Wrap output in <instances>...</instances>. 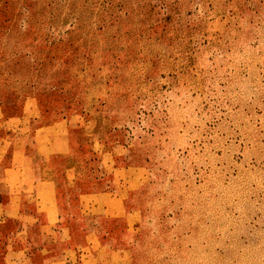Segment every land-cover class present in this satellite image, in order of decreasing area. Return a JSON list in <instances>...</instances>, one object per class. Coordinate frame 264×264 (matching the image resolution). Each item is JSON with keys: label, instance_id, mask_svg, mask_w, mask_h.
<instances>
[{"label": "rangeland", "instance_id": "374dc122", "mask_svg": "<svg viewBox=\"0 0 264 264\" xmlns=\"http://www.w3.org/2000/svg\"><path fill=\"white\" fill-rule=\"evenodd\" d=\"M0 264H264V0H0Z\"/></svg>", "mask_w": 264, "mask_h": 264}, {"label": "crops", "instance_id": "0c3cea01", "mask_svg": "<svg viewBox=\"0 0 264 264\" xmlns=\"http://www.w3.org/2000/svg\"><path fill=\"white\" fill-rule=\"evenodd\" d=\"M12 153H13L14 157H17V155H21L22 158L26 157L25 156V151L23 149L14 150ZM18 160H19V157H17L15 159V161H18ZM39 185L42 187V191H43L44 195L49 196L48 200L51 201L50 196L52 197V195L54 194V192H53L54 184L52 183V181L49 180V179L48 180H43V181H40ZM120 198H116V197H113V198L111 197L110 198L107 194L101 195L99 197V199L101 200V202H102V200H104V202L101 204V206H98L97 209L101 210V209L105 208V212L111 211L112 210L111 208H114V209L118 210V208L121 205V199ZM52 199H54V197H52ZM99 207H101V208H99Z\"/></svg>", "mask_w": 264, "mask_h": 264}]
</instances>
